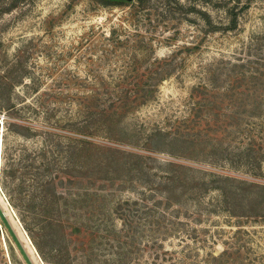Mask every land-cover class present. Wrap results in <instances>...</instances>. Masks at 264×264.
Instances as JSON below:
<instances>
[{
    "label": "rangeland",
    "instance_id": "374dc122",
    "mask_svg": "<svg viewBox=\"0 0 264 264\" xmlns=\"http://www.w3.org/2000/svg\"><path fill=\"white\" fill-rule=\"evenodd\" d=\"M0 264H264V0H0Z\"/></svg>",
    "mask_w": 264,
    "mask_h": 264
},
{
    "label": "trees",
    "instance_id": "16d2710c",
    "mask_svg": "<svg viewBox=\"0 0 264 264\" xmlns=\"http://www.w3.org/2000/svg\"><path fill=\"white\" fill-rule=\"evenodd\" d=\"M231 9V8H230ZM232 11L234 10L233 8L231 9ZM230 14H231V12H230ZM22 219V218H21ZM22 221H23V223H24V220L22 219ZM23 226H24V224H23ZM25 227V229L28 231V233H30V230L26 227V226H24ZM30 235H31V233H30ZM31 239H32V241L34 242V245L36 246V248H37V250H39V253H41L42 254V252H41V250H40V247H39V245H38V243H36L35 241H34V238H33V236L31 235Z\"/></svg>",
    "mask_w": 264,
    "mask_h": 264
}]
</instances>
